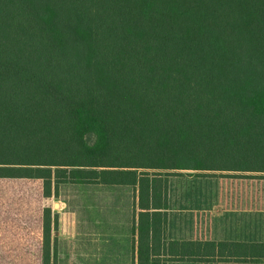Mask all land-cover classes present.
I'll return each instance as SVG.
<instances>
[{"label":"trees","instance_id":"obj_1","mask_svg":"<svg viewBox=\"0 0 264 264\" xmlns=\"http://www.w3.org/2000/svg\"><path fill=\"white\" fill-rule=\"evenodd\" d=\"M209 174L264 181V0H0V264H56L65 185L132 189L135 264H264L169 239L171 180Z\"/></svg>","mask_w":264,"mask_h":264},{"label":"rangeland","instance_id":"obj_2","mask_svg":"<svg viewBox=\"0 0 264 264\" xmlns=\"http://www.w3.org/2000/svg\"><path fill=\"white\" fill-rule=\"evenodd\" d=\"M169 190L171 238L264 239V181L222 174L177 176ZM43 205L57 214L60 234L71 229L128 234L135 197L128 187L65 185L57 198L44 199ZM31 242L33 237L27 244ZM25 251L23 261L30 264L33 245Z\"/></svg>","mask_w":264,"mask_h":264},{"label":"crops","instance_id":"obj_3","mask_svg":"<svg viewBox=\"0 0 264 264\" xmlns=\"http://www.w3.org/2000/svg\"><path fill=\"white\" fill-rule=\"evenodd\" d=\"M169 239H192L191 238H171ZM132 230V229H131ZM128 234L122 232L99 233L96 231H77L71 229L63 234L55 233L56 244V264H135L136 249L134 245L135 236L132 231ZM205 239V238H204ZM213 241H223L226 239H207ZM241 241V240H228ZM167 264H261L243 262H192L175 261Z\"/></svg>","mask_w":264,"mask_h":264}]
</instances>
